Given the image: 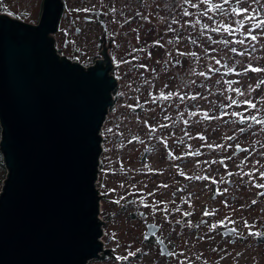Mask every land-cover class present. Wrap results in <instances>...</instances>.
Instances as JSON below:
<instances>
[{
  "label": "water",
  "instance_id": "1",
  "mask_svg": "<svg viewBox=\"0 0 264 264\" xmlns=\"http://www.w3.org/2000/svg\"><path fill=\"white\" fill-rule=\"evenodd\" d=\"M63 9L64 0H43L37 24L0 12V264H89L113 254L101 240L96 184L117 64L109 45L88 67L59 53Z\"/></svg>",
  "mask_w": 264,
  "mask_h": 264
},
{
  "label": "flooded vegetation",
  "instance_id": "2",
  "mask_svg": "<svg viewBox=\"0 0 264 264\" xmlns=\"http://www.w3.org/2000/svg\"><path fill=\"white\" fill-rule=\"evenodd\" d=\"M182 2L183 0H166L164 7L159 9L165 12L159 14L161 17L166 16L167 28L169 25L173 28L178 25L171 24L173 19L180 22V30L176 28L175 32H169L168 29L165 30L167 36H178L180 41L190 42L192 40H187V36L182 30V17H184L181 9ZM216 2H219V0H216ZM138 8L141 7L135 8V11ZM121 11L119 9V13ZM66 16L67 14L63 9L61 19L66 18ZM101 16L102 11L96 9L91 12V16L85 17L84 21L91 24L97 19L103 28L107 29V23L101 19ZM193 17L196 19L195 16ZM198 18L202 24L210 23V25H215V17L212 22L207 17ZM70 19L71 24L69 27L76 25L75 19L73 17ZM152 31L153 29L148 34ZM201 31L199 26L197 35L198 50L196 52H199L202 48V45L199 44L203 37ZM80 32L81 28L77 27L76 33ZM56 33L54 38L60 54L83 64L82 61L72 58L64 52L68 39L64 42L65 46H60ZM114 41L113 38L109 39L107 34L103 33L102 41L98 43V45L102 44V48L109 45L108 53L111 56V60L117 64L111 70L117 85L113 92V103L109 108L107 118L102 127V134L103 139L108 138V140L109 136L112 135L111 131L114 124H108L107 136H104L103 133L104 126L108 123L109 114L114 110L115 104L118 102V87L121 85V80L124 81V75L127 78L132 77L129 82L133 86L134 107H132L131 112L134 118L131 123L124 120L121 121L116 142L119 144V153L124 156L133 154L132 160L135 161L131 170L129 166H125L122 162L118 164L122 170L127 171L126 181H131L132 186H135L133 187V197L126 200L128 204L132 203L134 207L127 212L126 216L137 220L140 217L143 218L142 225L139 223L138 226L129 229L134 234L133 241L126 242L127 247L136 248L135 255L128 256L127 260L120 259V261L140 264L139 258L143 257L147 252L153 251L154 254L156 253L158 257L165 261V264H264V235H249L248 228L244 226V221L247 220L253 232H264V195L258 194L264 192V189L254 187L253 181L249 180L248 176L243 175V173L249 172L254 167L264 171V125L255 124L256 127L259 126V129L239 132L245 139L243 144H241L235 140H226V137L236 132L234 131L236 126L229 131L221 132L219 131L220 122L218 119H212L210 121L213 122L210 131H205V118L202 113L197 118L196 144H190L188 123H184V120L188 121V100L181 101L179 96H175L174 98L176 99L170 97L169 100H164L159 98V93L178 92L181 95L186 94L189 85V74L193 73V69L197 72L198 65L202 64V62L204 64V54L199 55L197 53L200 57L198 61L196 57L189 59L188 55H179L178 53L186 52H178L177 50H166L159 53L142 50L136 51L134 54L130 52L116 57L114 50L118 44H114ZM212 41L209 43H212ZM210 45L212 44L207 46ZM168 53H171V57H169ZM212 53L211 50L208 51L209 57L212 56ZM98 54L100 56L96 55L95 61L97 59H105L101 49ZM133 57H136V59H133ZM125 60L128 63H119ZM176 60H179L180 63L175 64ZM140 65H147V67L142 68ZM122 67H124L125 72L124 75L120 76L119 71ZM192 105L195 106L194 108L201 110V106L203 107L204 103H192ZM171 106L178 112L174 116ZM223 109L221 108L222 114L227 112ZM181 113H183V118L180 116ZM165 117H169V119L166 120ZM173 117L174 120H172ZM225 118L226 115H223L220 119L223 120ZM259 118L264 120V94ZM145 121H147V124ZM241 122L240 120L239 123ZM160 125H167V127H160ZM149 126L154 127L156 131L152 132ZM108 129H111V131H108ZM134 136L139 137L140 140H133L132 137ZM201 137L204 138L202 139ZM232 137L233 139L235 138V136ZM165 139L167 140V146L162 142ZM140 141H143V143ZM102 142L104 151L105 144L104 141ZM208 144H223L224 147L208 148ZM189 145H191L190 148ZM228 145H231V147H228ZM236 145H240V149H237ZM108 148L110 147L108 146ZM244 149H247V151H244ZM196 150H199L200 155H186V153ZM169 153H172V155H169ZM174 156L180 158L174 159ZM227 157H231V159H227ZM246 157L247 159L245 160ZM198 161L199 163H197ZM241 161L245 162L242 164ZM257 161L259 163H256ZM102 164L101 155L100 170ZM146 164L154 171H149L145 167ZM180 171H183L185 175H180ZM229 172L233 173V175L229 176ZM197 176L213 177L216 182L214 183L212 179L189 178ZM253 177L256 183H264V179H261L258 173H253ZM164 184H167L168 187H162ZM193 187H196V189ZM224 188H227L228 192L223 193ZM217 189L223 194H218ZM148 193H153V195L149 196ZM190 193L191 196L189 197ZM141 196L144 197L143 204L140 203ZM186 199H190V203L184 202ZM253 200L256 201L255 204L252 203ZM156 201H164L165 203L155 205V210L151 206H144V204L153 205ZM224 201H227V204ZM122 207L123 205L119 208ZM165 207L168 209L167 212L162 211ZM174 208H179L180 211H172ZM206 209L210 212L215 210V215L204 216L203 213ZM125 212L121 210L118 215L122 214L121 216H124ZM184 212H191L192 215L184 216ZM147 214L155 216V218L159 216L164 220L157 222L154 218L153 221L146 222L144 217ZM199 217H201L199 222L193 220ZM225 217H229L235 223H230ZM177 218L188 222L192 220L193 226L189 227L187 223L186 226L177 227L178 221H169ZM221 220L224 221L223 224H218L215 230L209 231L211 224ZM202 221L207 223H202ZM169 222L175 225L172 229L165 227V224H169ZM150 223L159 226L158 230L156 227H149ZM197 224L199 225L198 228L195 227ZM231 228L237 230L235 234L229 231ZM104 234L105 236L107 235L106 231H104ZM173 234H180L181 238L182 235H186V237L183 238L182 243L175 244L172 241L174 240ZM190 236H193L192 241ZM111 243L112 237L108 236L105 242L106 249H110L115 256L107 252L103 253L101 257L94 259V261L105 262L110 257L117 259L118 256L114 253L113 248L110 247ZM162 243L165 245L163 249ZM137 249L140 251H137ZM169 252H173L176 255L169 256ZM237 253H240V255L237 256Z\"/></svg>",
  "mask_w": 264,
  "mask_h": 264
},
{
  "label": "rangeland",
  "instance_id": "3",
  "mask_svg": "<svg viewBox=\"0 0 264 264\" xmlns=\"http://www.w3.org/2000/svg\"><path fill=\"white\" fill-rule=\"evenodd\" d=\"M164 2L166 0H64V12L67 14L66 18H62L59 26V30L56 33V38L59 40V45L63 46L65 40L68 39L67 45L64 47V52L71 56L72 58H76L83 62V64L92 63L96 55H99L100 49H102V44L98 45L100 41H102L103 33L107 34L109 39L113 38L114 44H118L115 48L114 53L116 57L121 54H127L133 52V54L140 49L152 51V52H162L169 50H177L178 52H186V53H199V55L204 54V64L198 65V72H208V66L211 64L213 67H221V71L219 73H209L207 77H201L199 75L189 74V82L195 81V83H189L187 94L194 95L195 93H200V96L197 97L196 100L187 99L189 103L188 107V130L190 144H196L197 137L196 126H197V118L202 113H207L210 116H215L220 122L219 131L225 132L231 130L236 126L234 134H230L231 136H235L234 139L237 142L243 144V135L239 134V129L244 128L245 131H252L255 129H259V126L256 127L255 123L251 120H244L239 123L240 118L234 117L231 115L232 112H240L245 117L251 115H257L258 118L261 115V104L263 103V94H264V84H260L259 87H256L259 81L264 80V72H253L247 71L244 72L243 69L248 66L249 63L252 64L253 67L264 68V39H261L256 44V51L252 53L251 56L244 55L240 56L236 53H231L229 51L230 47H237L238 51H243L246 46L236 45L234 43L230 44L227 48L221 44H213L209 43L212 40H223V39H235L234 37H229L227 33H219L214 34V32L208 31V36L202 37V41L199 43L202 45V48L199 52L197 48V42L193 44L191 41H177L176 36H167L165 30H167V18L166 16H161L159 13L165 12L160 11V8L164 7ZM196 2V0H194ZM248 3H251V0H248ZM43 0H0V12H6L12 16L21 18L24 21L29 23H38L41 12H42ZM146 6H148L146 8ZM242 6H248L247 4ZM92 8L93 10H101L103 19L107 23V29H104L100 22L95 19L94 22L88 24L84 21L85 17L91 16V12H83V11H75V9L82 8ZM115 7L117 11L112 13L109 11L110 8ZM138 10L135 11V8ZM119 9H121V13H119ZM131 9V10H129ZM189 11L195 12L189 7ZM139 13V15H137ZM216 20H229L228 17H221L220 15L213 14ZM71 17L75 19L74 26H70ZM147 17V19H144ZM198 18V17H196ZM187 20H193L194 17H182L183 23V32L187 36V40H196L198 35L199 25L193 27L191 24L185 23ZM78 20V21H77ZM230 22V21H229ZM145 24V25H144ZM215 25H210V27ZM80 27L81 32L76 33V28ZM176 29L181 28V25L178 24ZM153 31L148 34L151 30ZM148 34V35H147ZM208 37H211L209 39ZM242 38V37H240ZM155 41H159L158 44L154 43ZM172 41V43H169ZM212 44L210 46H207ZM205 46V48H204ZM212 48H216L217 51L212 53V56H215L217 59H221L222 63L226 59L229 66L235 65L236 72L226 73L225 70L220 65H215L214 61L209 59V54H205V49L211 50ZM81 52V53H80ZM80 53V54H79ZM164 53V52H163ZM93 55V56H91ZM189 59L195 58L194 56L188 55ZM239 61L238 64L235 62ZM127 65V64H126ZM124 67L119 71V75H124ZM132 77L127 78L124 75V81L121 80V85L118 87V102L115 104L114 110L109 114L108 120L104 126V136H107V127L108 124H114L112 129V135L108 138H104L105 150L102 153V162L101 170L99 171L100 176L98 178L97 187L100 189L101 194L104 196L101 199L102 202V211L100 213L102 219L104 220V229L107 235L103 236L104 242H106V238L108 236L112 237V243L110 245L113 248L114 253L119 257L127 256L129 252L136 251L134 247H127V241H133L134 234L129 229L132 227H136L139 223L142 225L143 218L140 217L139 220L136 218H131L126 216L127 212L132 210L134 205L132 203L128 204L126 200L131 199L133 197V187L131 181H126L127 176L125 170H122L118 165L120 162L124 163L125 166H129L130 170L133 168L135 161H133V154L129 156L121 155L118 151L119 144L117 141V135L119 134V127L121 121L125 122H133V114L131 112L132 107H128L129 105H133V86L130 84L129 80ZM220 80L221 83L217 84L216 81ZM233 80L238 81V83H234L232 88H239L242 92L245 93L244 96H239L237 93L232 92L227 89V84L225 81ZM251 86V87H250ZM116 91V92H117ZM115 92V93H116ZM175 96H172L173 99ZM228 97L236 99L238 101L244 99H250L252 102L257 104L256 109H250L246 104H236L232 105L231 108L225 107V105L230 103ZM177 100H179L177 98ZM204 103L203 107L201 106V110L198 115L190 116V112L197 111V108L192 105V103ZM179 103V102H176ZM173 106H171L172 108ZM221 108H224V111H227L228 115L226 118L221 120L220 118L223 116L221 113ZM173 109V116L178 112ZM247 109V111H245ZM231 115V116H230ZM230 118L228 119V117ZM114 120L115 123H114ZM174 120V117L172 118ZM212 120L205 119V131H210L212 127ZM1 133V132H0ZM224 135V134H222ZM229 135V136H230ZM242 137V138H239ZM109 141V144H108ZM108 146L110 148H108ZM6 168L2 161V155L0 153V191L3 185V177ZM124 180V181H123ZM123 185V186H121ZM196 189V187H193ZM109 189H115V191H109ZM120 197H124L123 200H120V203H116L115 201L120 199ZM133 206H132V205ZM123 205L122 208H119ZM126 211L124 216L122 214L118 215L119 211ZM144 218H146V222H151L154 220L155 216L147 214ZM201 217L194 218L199 222ZM155 220L157 222H162L164 219L161 217H156ZM169 221H178L179 223L176 225L177 227L186 226L188 221L183 219H170ZM192 221V220H189ZM154 224V223H153ZM175 225L169 222V224H165V227L168 229H172ZM125 229V230H124ZM186 235H175L173 234V243L180 244L183 242V238ZM193 236H190V240L192 241ZM108 247V246H107ZM106 248V244H105ZM156 257V258H155ZM123 260V259H121ZM156 260V261H155ZM135 261V260H134ZM140 264H165V261L158 257L156 253L153 251L147 252L143 257L139 258ZM89 264H132L125 261H120L118 259H113L112 257L108 258L105 262L94 261L91 260Z\"/></svg>",
  "mask_w": 264,
  "mask_h": 264
},
{
  "label": "snow or ice",
  "instance_id": "4",
  "mask_svg": "<svg viewBox=\"0 0 264 264\" xmlns=\"http://www.w3.org/2000/svg\"><path fill=\"white\" fill-rule=\"evenodd\" d=\"M247 4L248 6H242ZM189 7L191 9H194L195 12H191L189 11ZM181 9H182V15L184 17H207L208 20L210 22H212L214 20V16L212 14H216V15H220L221 17H228L229 20H220L215 22V26L210 27V23H201V20L199 18L193 19V20H186L185 23L191 24L193 27L199 25L201 28V35L204 36H208V31L210 30L211 32L214 33H227L229 37H234L235 39H223V40H213L212 43L213 44H223L226 48L234 43L236 45H241V46H246L244 48L243 51H238L237 47H230L229 51L231 53H236L240 56H244V55H249L251 56L252 53H254L256 51V44L261 40L264 39V0H251V3H248V0H219V2H216V0H196V2H194V0H183L182 4H181ZM75 11H83V12H91L93 11L92 8H82V9H75ZM110 12L115 13L117 11V9L115 7H112L109 9ZM137 15H139V13H137ZM144 19H147V17H144ZM161 19H163V17H161ZM230 21V22H229ZM179 20L173 19L171 21V24H179ZM168 31L169 32H175L176 29L171 27V25H169L168 27ZM242 37V38H240ZM209 39H211V37H208ZM177 41H179V37H176ZM193 44H195L197 41L196 40H192L191 41ZM154 43L158 44L159 41H155ZM169 43H172V41H169ZM138 51H142V49L138 50ZM212 52H216L217 49L216 48H212L211 49ZM208 49H205V54H207ZM179 55H191L196 57L197 61L200 59V57L197 55V53L192 52V53H178ZM150 55V53H149ZM169 57H171V53H168ZM133 59H136V57H133ZM210 60L214 61L215 65H220L222 66V68L225 70L226 73H232V72H236V67L235 65L229 66L227 60L225 59L222 63L221 59H217L215 56H211L209 57ZM119 63H128V61H120ZM175 64H179L180 61L176 60L174 62ZM236 64L239 63V61L235 62ZM140 67L142 68H146L147 65H140ZM253 71V72H264V68H260V67H253L251 63L248 64V66L246 68L243 69L244 72L247 71ZM221 71V67H213L211 64H209L208 66V72H196L195 69H193V75H199L201 77H207L209 75V73H219ZM189 83H195V81H190ZM217 84H220L221 81L217 80L216 81ZM225 83L227 84V89L226 90H230L232 92L237 93L239 96H244L245 93L242 92L239 88H232V85L234 83H238V81H233V80H227L225 81ZM260 84H264V80H261L258 82V84L256 85V87H259ZM251 87V86H250ZM172 96H179L181 101H184L185 99H191V100H196L197 97L200 96V93H195L194 95L191 94H183L181 95L180 93L176 92H160L159 93V98H162L164 100H169L170 97ZM228 99L230 100V103L225 105V107L227 108H231L232 105H236V104H246L248 106V108L250 109H256L257 108V104L252 102L250 99H244L241 101H238L236 99H233L231 97H228ZM135 106H139V105H135ZM128 107H134L133 105H129ZM199 109H197V111L194 112H190L189 115L190 116H196L199 113ZM245 111H247V109H245ZM204 118L205 119H217V117L215 116H210L208 115L206 112L203 113ZM222 115H228V113H223ZM232 116L234 117H239L240 120L243 122L244 120H251L252 122H254L255 124L258 125H264V120L258 118L257 115H251L248 117H245L242 113L240 112H232L231 113ZM181 118H183V113L180 114ZM165 119H169V117H165ZM145 123L147 124V121H145ZM184 123L187 124L188 121L184 120ZM151 128L152 132H155L156 129L152 126H149ZM160 127H167V125H160ZM244 128H240L239 131L240 132H244ZM108 131H111V129H108ZM185 135H187V133H185ZM202 139L204 137H201ZM133 140H140L139 137H132ZM233 137L232 136H228L226 137V140H232ZM141 143H143V141H140ZM165 146H167V140H163L162 141ZM129 143H131V141H129ZM191 147V145H189V148ZM208 148H222L224 147L223 144H217V145H213V144H208L207 145ZM228 147H231V145H228ZM237 149H240V145H236ZM244 151H247V149H244ZM169 155H172V153H169ZM186 155H194V156H198L200 155L199 150L193 151V152H189L186 153ZM174 159H179L180 157H173ZM227 159H231V157H227ZM247 159V157L245 158V160ZM222 162V161H221ZM245 161H241V163L243 164ZM199 163V161L197 162ZM256 163H259L258 161ZM146 168H148L149 171H154V169L150 168L147 164L145 165ZM178 167V166H177ZM253 173H258L259 177L261 179H264V171H260L258 168H253L251 169L249 172L243 173V175L248 176L249 180L253 181V186L259 189H264V183H256L253 177ZM180 175L184 176L185 173L183 171H180L179 173ZM229 176L233 175V173L229 172L228 173ZM190 179H204V180H208V179H212L213 182L215 183V179L213 177H208V176H197V177H189ZM220 182H224V181H220ZM123 186V185H121ZM132 187H135L134 185ZM162 187L167 188L168 185L164 184L162 185ZM109 191H115V189H109ZM228 192L227 188L223 189V193ZM217 193L218 194H223L220 192L219 189H217ZM259 195H264V192L258 193ZM149 196L153 195V193H148ZM191 196V193L189 194V197ZM124 197H120V199L116 200V203H120V200H123ZM184 202L186 203H190V199H186ZM140 203H144V197L141 196L140 197ZM164 201H156L153 205H148V204H144L145 207H153L155 210V205L158 204H164ZM225 204H227V201H224ZM253 204L256 203L255 200L252 201ZM162 211L167 212L168 209L167 207H165L164 209H162ZM172 211H176L179 212L180 209L179 208H174L172 209ZM184 216H191L192 213L191 212H184L183 213ZM204 216H210V215H215V210L213 211H208L207 209L204 211L203 213ZM226 220H229L230 223H235V221L231 220L229 217H225ZM202 223H207L206 221H202ZM224 221H217L213 224H211L209 226V231H213L217 228L218 224H223ZM189 227H192V223L191 221L188 222ZM244 226L246 228H248L249 230V235H255V236H262L264 235V232L261 231H252L251 225H249V222L247 220L244 221ZM195 227H199V225H195ZM230 232H233L234 234L236 233V229L235 228H231L229 229ZM201 239H203V237H201ZM137 251H140L139 249H137ZM135 253L134 252H129L127 254V256L124 257H117L118 260L120 259H124L127 260L128 256H134ZM169 256H173L176 255L173 252H169L168 253ZM240 253H237V256H239Z\"/></svg>",
  "mask_w": 264,
  "mask_h": 264
},
{
  "label": "built area",
  "instance_id": "5",
  "mask_svg": "<svg viewBox=\"0 0 264 264\" xmlns=\"http://www.w3.org/2000/svg\"><path fill=\"white\" fill-rule=\"evenodd\" d=\"M60 53V52H59ZM62 55V54H61ZM94 62L95 61H93L92 63H89V64H83L85 67H88V66H91V65H93L94 64ZM101 135H102V138H103V134H102V131H101ZM102 147H103V142H102ZM100 175V174H99ZM97 184H98V182H97ZM96 184V185H97ZM100 190V189H99ZM100 193H101V191H100ZM100 208H101V211H102V202H100ZM100 216V218L102 219V217H101V215H99ZM103 220V219H102ZM103 239V237L101 238V240ZM102 241H104V240H102Z\"/></svg>",
  "mask_w": 264,
  "mask_h": 264
},
{
  "label": "trees",
  "instance_id": "6",
  "mask_svg": "<svg viewBox=\"0 0 264 264\" xmlns=\"http://www.w3.org/2000/svg\"><path fill=\"white\" fill-rule=\"evenodd\" d=\"M5 175H6V171H5V173H4ZM5 175H4V177H3V180H4V178H5Z\"/></svg>",
  "mask_w": 264,
  "mask_h": 264
}]
</instances>
